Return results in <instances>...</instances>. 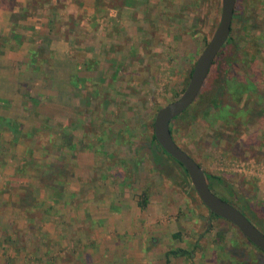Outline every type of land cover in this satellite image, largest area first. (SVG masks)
I'll return each mask as SVG.
<instances>
[{
  "label": "rangeland",
  "instance_id": "1",
  "mask_svg": "<svg viewBox=\"0 0 264 264\" xmlns=\"http://www.w3.org/2000/svg\"><path fill=\"white\" fill-rule=\"evenodd\" d=\"M130 1L100 2L125 10L103 9L80 41L63 39L70 58L53 62L58 32L34 34L24 103L0 102L21 129L0 125V264H264L148 146L147 126L185 90L221 0ZM230 36L174 138L264 233V0H238ZM218 107L238 117L214 116Z\"/></svg>",
  "mask_w": 264,
  "mask_h": 264
},
{
  "label": "crops",
  "instance_id": "2",
  "mask_svg": "<svg viewBox=\"0 0 264 264\" xmlns=\"http://www.w3.org/2000/svg\"><path fill=\"white\" fill-rule=\"evenodd\" d=\"M104 1L107 0H0V102L12 99L10 105L13 109L19 106L16 105L17 103H24V95L19 92L20 86H24L28 80L26 74L38 70L35 63L32 66V57H30L34 53V48L36 50V46L38 47L35 35L58 32V40L51 39L50 43L53 62L61 61V56L70 58L66 52L68 50L66 45L69 42H64L63 39L71 43L80 41L82 38V36L80 38V33L84 32L88 26L97 23L103 9L116 14L125 10V8L122 10L112 6L102 7L100 2ZM108 1L111 3L115 0ZM12 17L20 18L12 23ZM58 25L60 26L58 27ZM19 28L22 30H18ZM30 32L33 34L29 35ZM16 36L18 39L13 38ZM58 71L62 73L61 78L60 74L55 71L47 77L56 81L58 78L67 80V84L70 85L73 74L65 78L66 73H63L61 68H58ZM65 85L66 83H61L58 88L65 89ZM31 95L36 96L37 94L32 93ZM43 95L55 99L57 91ZM11 107L9 109L12 110ZM0 112H3L1 108Z\"/></svg>",
  "mask_w": 264,
  "mask_h": 264
},
{
  "label": "water",
  "instance_id": "3",
  "mask_svg": "<svg viewBox=\"0 0 264 264\" xmlns=\"http://www.w3.org/2000/svg\"><path fill=\"white\" fill-rule=\"evenodd\" d=\"M236 0H221L218 25L198 56L183 93L174 101L160 108L153 121V134L158 146L182 165L199 200L210 214L232 224L254 247L264 253V234L235 206L222 200L209 188L205 172L198 163L174 141L170 123L192 106L200 94L211 66L229 39Z\"/></svg>",
  "mask_w": 264,
  "mask_h": 264
},
{
  "label": "trees",
  "instance_id": "4",
  "mask_svg": "<svg viewBox=\"0 0 264 264\" xmlns=\"http://www.w3.org/2000/svg\"><path fill=\"white\" fill-rule=\"evenodd\" d=\"M116 1H121L122 3H121V6H126V5H128L131 1L130 0H116ZM234 12H236V11H234ZM20 18V17H19ZM19 18H14V17H12V23L13 22H15V20H18ZM14 19V20H13ZM13 38H16V39H18V37L16 36V37H13ZM5 39V38H4ZM229 42H231V36H229V39H228V41L226 42V44L223 46V48L221 49V51H220V55L222 54V51H224L225 49H226V47L229 45ZM34 56H33V58L36 56V55H39V51L37 52V50H35V52H34V54H33ZM215 63V62H214ZM31 64H32V66L34 65V62H33V60L31 61ZM214 65V64H213ZM75 80H74V78H71V80H70V84L71 85H73V86H75ZM233 85H230V87H232ZM235 87V85L233 86V88ZM237 87V86H236ZM248 87H249V89H252L254 86H253V84L252 83H249L248 84ZM240 88H246V85H240ZM203 89V88H202ZM201 93H202V90H201V92H200V94L198 95V97H200L201 96ZM221 103V102H220ZM219 103V104H220ZM246 109H240L239 111H242L243 113L242 114H246L247 112H248V114H250V112L251 111H249L248 109H247V107H245ZM189 109L190 108H188L185 112H183L180 116H178L177 118H175L174 120H172V122H174V121H176V120H178L179 118H181L184 114H186L188 111H189ZM245 110H247V111H245ZM253 110H254V108H253ZM239 111H238V113H239ZM217 113H227L228 114V116L230 117L229 119H228V121L229 122H231L235 117H238V116H236V115H234V114H232L231 112H229V111H227V109H226V111L223 109V108H220V107H218V109H217V111H216V115L214 114V116H217L218 114ZM172 122L170 123V132H171V135H172V137H173V139H174V141H175V138H174V128H173V124H172ZM1 124H4L12 133H17V132H19L21 129H19V126H18V124L17 123H14V122H12V121H10V120H8V119H4V118H1L0 117V125ZM147 128H149V129H153V126H152V124L151 125H148L147 126ZM151 132V134L149 135V138H148V141H149V149H150V153H151V156H152V161H153V163L155 164V166H160L162 163H163V161H165L166 162V164H165V166H169V169L170 170H172L173 172H174V174H175V177H176V179L178 180V182L180 183V184H185V185H187L188 186V189H189V191H191V195L192 196H194L195 197V199H197L198 201H199V199H198V197H197V195H196V193H195V191H194V189H193V187L191 186V184H190V182H189V178H188V175H187V173H186V171H185V169L182 167V165L181 164H179L178 162H176L173 158H171L169 155H167L164 151H163V149L162 148H160L159 146H158V143L156 142V140H155V137H154V134H153V130H150ZM21 133V132H20ZM25 136H28V134L26 133V135ZM123 136L122 135H120V138H122ZM186 152V151H185ZM186 153H188V152H186ZM189 154V153H188ZM190 155V154H189ZM191 156V155H190ZM195 160V159H194ZM196 161V160H195ZM198 163V162H197ZM198 165H199V163H198ZM200 166V165H199ZM201 167V166H200ZM202 168V167H201ZM204 171V170H203ZM205 172V171H204ZM205 175H206V179H207V182H208V186H209V188H210V190L215 194V195H217L218 197H220L222 200H224V201H226V202H228V203H230L231 204V202H229L226 198H224V197H222V196H219L218 194H217V192H216V190H215V184L216 183H214V182H220V178L219 177H217V176H214V175H211V174H208V173H206L205 172ZM58 179V177H55V180H57ZM201 203V202H200ZM202 205V204H201ZM232 205V204H231ZM203 206V205H202ZM204 207V206H203ZM204 209L206 210V212L207 213H209V211L204 207ZM240 212H242L249 220H251L250 218H249V216H247V214L242 210V208H237ZM212 217H214V218H218V217H216L215 215H212ZM218 219H220V218H218ZM222 220V219H221ZM254 225V224H253ZM263 233V232H262ZM264 234V233H263ZM248 242V241H247ZM249 243V242H248ZM250 244V243H249ZM251 245V244H250ZM261 252V251H260ZM184 253V250H181V251H175L173 254H183ZM263 255H264V253L263 252H261ZM245 264H247V263H245Z\"/></svg>",
  "mask_w": 264,
  "mask_h": 264
},
{
  "label": "flooded vegetation",
  "instance_id": "5",
  "mask_svg": "<svg viewBox=\"0 0 264 264\" xmlns=\"http://www.w3.org/2000/svg\"><path fill=\"white\" fill-rule=\"evenodd\" d=\"M237 4H238V0H236V6H235V10L234 11H236V12H234V15H233V20L235 19V17H236V14H237ZM233 23V22H232ZM230 202V201H229ZM233 206H234V204L233 203H231ZM237 208V207H236Z\"/></svg>",
  "mask_w": 264,
  "mask_h": 264
}]
</instances>
